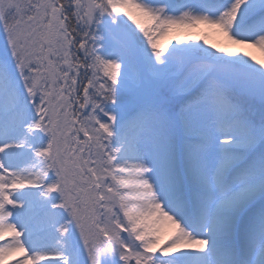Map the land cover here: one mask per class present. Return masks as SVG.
Returning a JSON list of instances; mask_svg holds the SVG:
<instances>
[{
	"label": "snow or ice",
	"instance_id": "1",
	"mask_svg": "<svg viewBox=\"0 0 264 264\" xmlns=\"http://www.w3.org/2000/svg\"><path fill=\"white\" fill-rule=\"evenodd\" d=\"M248 49L264 0H0V264H264Z\"/></svg>",
	"mask_w": 264,
	"mask_h": 264
},
{
	"label": "rangeland",
	"instance_id": "2",
	"mask_svg": "<svg viewBox=\"0 0 264 264\" xmlns=\"http://www.w3.org/2000/svg\"><path fill=\"white\" fill-rule=\"evenodd\" d=\"M204 33L208 34V39L212 42L219 41L222 42V37L216 35L215 33L207 30V29H197L194 31V34L197 35H203ZM167 40L162 41V43H166ZM248 51L252 52L253 55H255L258 59H264V53H261L258 49H248Z\"/></svg>",
	"mask_w": 264,
	"mask_h": 264
},
{
	"label": "trees",
	"instance_id": "3",
	"mask_svg": "<svg viewBox=\"0 0 264 264\" xmlns=\"http://www.w3.org/2000/svg\"><path fill=\"white\" fill-rule=\"evenodd\" d=\"M209 41H210V43H217L218 45L221 44V42H219V41H215V42H212L211 40H209Z\"/></svg>",
	"mask_w": 264,
	"mask_h": 264
}]
</instances>
